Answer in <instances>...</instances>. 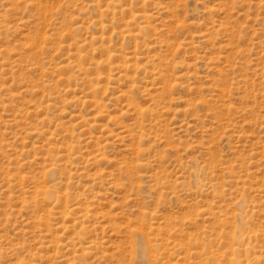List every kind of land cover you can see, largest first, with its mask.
<instances>
[{"label": "rangeland", "instance_id": "1", "mask_svg": "<svg viewBox=\"0 0 264 264\" xmlns=\"http://www.w3.org/2000/svg\"><path fill=\"white\" fill-rule=\"evenodd\" d=\"M0 264H264V0H0Z\"/></svg>", "mask_w": 264, "mask_h": 264}]
</instances>
